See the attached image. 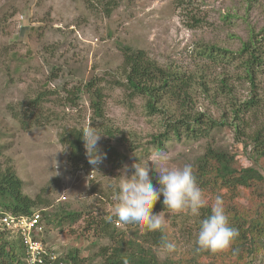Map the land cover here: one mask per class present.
Wrapping results in <instances>:
<instances>
[{
	"label": "rangeland",
	"instance_id": "374dc122",
	"mask_svg": "<svg viewBox=\"0 0 264 264\" xmlns=\"http://www.w3.org/2000/svg\"><path fill=\"white\" fill-rule=\"evenodd\" d=\"M263 30L264 0H0V134L6 146L0 164L10 163L16 170L26 195H40L47 201L48 205L36 209L47 216L42 232L33 236L32 242H42L53 262L78 250V260L73 264H103L100 249L111 242L97 238L93 232L86 233L85 221L96 216H115L117 200L110 185L118 183L125 165H151L157 151L167 153L171 165L182 167L190 163L194 170L197 159L209 146L218 147L233 152L242 167L256 165L264 169V160L256 163L251 158V144L246 150L245 142H241L244 137L239 139L233 116L229 113L224 120L223 107L229 99L219 96L223 78L234 97L229 98L238 105L256 96L259 108L244 116L251 126L246 132L264 128V67L258 68L253 88L242 79L239 59L210 62L200 54L210 46L239 52L252 34L261 39ZM124 46L145 50L164 69L192 75L196 81L197 109L227 124L209 138H174L158 149L152 141L164 131V116H146L141 99L130 102L123 89L105 82V114L120 134L117 139L101 134L99 163L90 164L86 154L80 168H73L68 164L66 146L60 144L64 128L90 125L100 131L98 124H91L92 112L85 93L76 108L46 105L45 117L52 122L42 126L22 128L11 110L45 88L57 91L65 85L74 89L91 77L120 79ZM203 82L210 92L208 96ZM108 143L126 156L121 165L106 156ZM151 177L158 187L154 172ZM230 194L224 190L203 191L210 208L216 197H221L229 216L264 203V183ZM63 211H74L81 217L76 222L66 220L59 224ZM0 213L13 214L2 209ZM159 213L168 242L175 245L170 253L159 248L162 261L213 264L227 257L225 253L206 255L204 250H197L201 215ZM116 228L123 230L126 226L117 223ZM4 233L10 242L21 240L26 251L24 260L30 264L23 237L5 230ZM129 235L128 231L123 238L128 240ZM227 258L222 261L233 263ZM255 264H264V256Z\"/></svg>",
	"mask_w": 264,
	"mask_h": 264
},
{
	"label": "trees",
	"instance_id": "16d2710c",
	"mask_svg": "<svg viewBox=\"0 0 264 264\" xmlns=\"http://www.w3.org/2000/svg\"><path fill=\"white\" fill-rule=\"evenodd\" d=\"M262 34L264 30L260 35ZM122 54L120 79L106 81L104 78L91 77L86 84L74 89L65 85L57 91L45 88L35 97L23 100L19 108L12 109L13 117L24 129L30 126H42L52 122L50 118L45 117L48 111L46 105L76 108L85 93L92 112L91 124L93 126L95 123L98 124L100 134L117 139L120 133L109 124L105 114L106 87H103V83L106 82L113 88L123 89L130 102L141 99L146 116L152 117L157 114L164 116V123L161 125L164 131L154 136L152 141L158 149H163L166 142L174 138L179 140L185 137L188 141L206 139L215 131L225 127L227 123L223 120L218 121L197 109L195 104L196 81L192 75L164 69L151 60L143 49L124 46ZM200 54L210 62L239 59L241 61L239 67L243 68L244 73L242 79L250 82L255 88L258 68L264 67V36L259 39L257 35L252 34L249 40L243 43L241 50L236 53L210 46L204 47ZM226 82L227 79L223 78L219 91L220 97L229 99L223 107V118L225 120L229 113L233 116L234 128L239 139L242 140L241 138L244 137L241 142H245L246 150L251 144V158L259 163L264 160V128L260 127L252 133H247L246 130L251 126L244 119L245 115L255 113L259 108V101L255 96L238 105V102L232 100L234 97ZM202 85L208 96L210 92L207 85L204 82ZM217 94L214 100L217 99ZM230 96L232 98H229ZM82 130L83 128L77 127L64 128L60 134V144L66 146L68 150V164L76 169L84 163L86 155ZM5 147L0 134V159L4 156ZM133 150H136V147ZM104 152L106 156L113 158L120 165L125 161L126 156L121 155L111 143L106 145ZM258 167L256 165L242 167L233 152L209 146L205 153L197 159L193 174L202 191L215 190L221 193L224 190L232 195L239 189L254 188L264 183V169ZM162 200L161 196L153 212H169L162 204ZM46 205H48L47 201L43 200L40 195L31 198L23 192V181L10 163L0 164V209L28 216L37 211V208ZM63 212L58 219L59 224L66 220L76 222L81 217L80 213L74 211ZM210 212V206L201 209L202 218ZM234 212L229 215V221L231 226L237 230L238 237L231 247L224 251H203L206 255L219 252L228 254L225 256L230 257L233 263H225L222 259L227 260L228 258L224 257L213 264H255L260 256H264V203H260L252 210L239 211L242 213ZM44 215L47 216L46 213ZM111 217L112 219L109 220L108 217L96 216L85 221L86 233L93 232L97 238H104L111 242L110 245L100 249L103 264H176L175 261H162L158 254L162 243L168 242L164 226L160 231L147 232L141 231L138 226L123 224L126 229L118 230L116 228V224L120 223L118 218ZM128 231L130 235L126 240L123 237L124 234H128ZM5 233L0 229V264H27L24 260L26 251L21 240L18 238L17 241L10 242L6 239ZM78 253V250H72L65 258L60 257L53 264L64 262L73 264L78 260ZM45 260L49 263L47 259ZM181 263L182 261L177 264Z\"/></svg>",
	"mask_w": 264,
	"mask_h": 264
},
{
	"label": "clouds",
	"instance_id": "9594fccd",
	"mask_svg": "<svg viewBox=\"0 0 264 264\" xmlns=\"http://www.w3.org/2000/svg\"><path fill=\"white\" fill-rule=\"evenodd\" d=\"M82 133L89 163L96 165L101 161L98 142L103 135L90 125L83 128ZM152 172L156 174L158 187L152 183ZM110 187L113 188L114 199L117 200L113 211L118 221L126 226H138L141 231L162 230L161 213L153 212L161 196L162 204L173 214L198 217L201 209L208 206L194 177L192 164L173 166L167 153L163 151L153 154L151 165H125L118 183ZM108 219L111 220L112 217L109 216ZM237 237L238 232L230 224L222 198L216 197L210 214L200 220L196 238L197 250L224 251L231 247ZM161 247L170 253L175 245L164 242Z\"/></svg>",
	"mask_w": 264,
	"mask_h": 264
},
{
	"label": "built area",
	"instance_id": "2783aa9c",
	"mask_svg": "<svg viewBox=\"0 0 264 264\" xmlns=\"http://www.w3.org/2000/svg\"><path fill=\"white\" fill-rule=\"evenodd\" d=\"M14 215L0 213V228L7 232L18 233L23 237L29 251L30 264H53V259H49L43 243L32 242L33 236L38 237L39 232H42L43 223L46 221L44 211L37 210L28 216L18 215L19 217H16L17 215Z\"/></svg>",
	"mask_w": 264,
	"mask_h": 264
}]
</instances>
